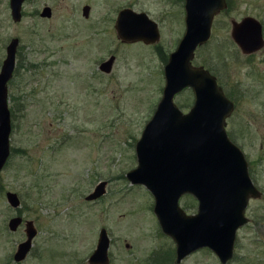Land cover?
Here are the masks:
<instances>
[{
	"label": "rangeland",
	"instance_id": "rangeland-1",
	"mask_svg": "<svg viewBox=\"0 0 264 264\" xmlns=\"http://www.w3.org/2000/svg\"><path fill=\"white\" fill-rule=\"evenodd\" d=\"M183 3L23 0L22 17L13 21L8 0H0V64L7 42L19 38L7 89L10 152L0 171V264H88L100 228L109 237L108 264H221L207 247L175 262L174 242L157 224L152 195L125 176L136 165L134 143L160 98L165 61L183 34ZM45 5L48 17L39 15ZM128 7L157 23L156 41L117 37L115 17ZM246 15L259 19L264 37V0H226L191 61L207 68L234 103L225 130L260 192L250 198L248 221L236 230L233 255L224 264H264V44L244 54L230 37L231 21ZM110 55L106 73L98 64ZM192 100L190 88L174 97L183 112ZM98 181H105L103 195L85 199ZM8 190L20 198L18 208L8 205ZM179 202L188 214L195 211L191 195ZM17 214L37 230L20 261L12 255L25 237L24 222L7 228Z\"/></svg>",
	"mask_w": 264,
	"mask_h": 264
},
{
	"label": "water",
	"instance_id": "water-1",
	"mask_svg": "<svg viewBox=\"0 0 264 264\" xmlns=\"http://www.w3.org/2000/svg\"><path fill=\"white\" fill-rule=\"evenodd\" d=\"M23 0H8L13 21L21 19ZM226 0H184V31L168 55L160 98L150 118L134 143L136 165L126 171L129 183L141 184L153 197L152 212L161 232L174 242L175 262L187 254L207 247L221 264L233 255L236 230L248 220L245 208L250 198L260 192L248 175L246 158L226 133L225 120L234 103L223 93L215 76L203 65L193 64L195 48L204 44L211 32L214 14L225 9ZM89 6L81 9L84 17ZM43 6L40 16H50ZM230 37L250 54L264 44L259 19L246 15L231 21ZM115 34L124 42L151 43L158 39L157 23L144 11L121 8L114 20ZM18 38L5 45L0 66V171L9 158L10 113L7 82L13 74ZM114 55L99 62L98 69L109 72ZM190 88L191 106L183 112L174 103L175 94ZM105 181H98L85 199L94 200L104 193ZM191 195L195 211L185 212L180 198ZM8 205L20 206L13 191L5 192ZM23 221L21 215L8 219V230H15ZM25 237L16 245L12 258L20 261L29 252L37 230L33 220H25ZM95 249L88 255V264H108L109 237L104 228L97 234Z\"/></svg>",
	"mask_w": 264,
	"mask_h": 264
},
{
	"label": "flooded vegetation",
	"instance_id": "flooded-vegetation-1",
	"mask_svg": "<svg viewBox=\"0 0 264 264\" xmlns=\"http://www.w3.org/2000/svg\"><path fill=\"white\" fill-rule=\"evenodd\" d=\"M17 38V37H16ZM18 43H19V38H18ZM17 47H18V45L16 46V49H17ZM4 49H5V47H4ZM18 50V49H17ZM17 50H16V52H17ZM16 52H15V55H16ZM5 55V54H4ZM4 57V56H3ZM168 58V57H167ZM3 59V58H2ZM14 60H15V62H16V59H15V57H14ZM103 61V60H102ZM101 62V61H100ZM1 64H2V61H1ZM1 64H0V66H1ZM14 66H15V64H14ZM13 70H14V68H13ZM13 73H14V71H13ZM12 77H13V74H12V76H11V78L8 80V82H7V89H8V86H9V83H10V80L12 79ZM6 92H7V97H9V92H8V90H6ZM9 99H10V97H9ZM7 101H8V98H7V100H6V103H7ZM8 104V103H7ZM9 108H11L10 106L8 107V109ZM9 112H10V109H9ZM11 131V130H10ZM10 134V133H9ZM10 137V136H9ZM248 175H249V171H248ZM251 178V177H250ZM252 179V178H251ZM253 182V181H252ZM254 184V183H253ZM245 225V224H244Z\"/></svg>",
	"mask_w": 264,
	"mask_h": 264
},
{
	"label": "trees",
	"instance_id": "trees-1",
	"mask_svg": "<svg viewBox=\"0 0 264 264\" xmlns=\"http://www.w3.org/2000/svg\"><path fill=\"white\" fill-rule=\"evenodd\" d=\"M192 200V199H191ZM193 201V200H192ZM185 204V203H184Z\"/></svg>",
	"mask_w": 264,
	"mask_h": 264
}]
</instances>
